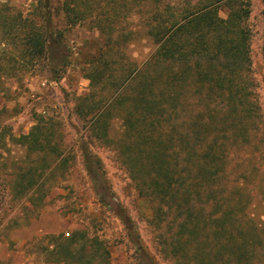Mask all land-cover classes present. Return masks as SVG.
I'll use <instances>...</instances> for the list:
<instances>
[{"label":"trees","instance_id":"trees-1","mask_svg":"<svg viewBox=\"0 0 264 264\" xmlns=\"http://www.w3.org/2000/svg\"><path fill=\"white\" fill-rule=\"evenodd\" d=\"M31 6L25 14L0 1V94L8 79L38 64L47 63L59 80L60 69L72 62L57 34L52 0ZM250 6L249 0L63 3L69 26L89 20L103 36L94 54L77 61L90 89L75 111L90 136L120 143L139 195L153 202L155 218L166 223L168 255L186 264H264V214L257 211L258 203L264 206V137L258 136L251 75ZM134 13L144 19L140 29L124 25ZM140 33L153 49L137 62L130 52ZM116 121L122 127L119 140L110 138ZM57 126L41 116L16 140L28 161L5 180L13 199L28 198L37 209L34 218L73 163ZM2 131L0 125V136ZM82 150L88 172L96 174L86 143ZM101 191V202L127 225L122 206ZM42 239H49L44 247L49 262L111 264L110 250L98 236L75 232Z\"/></svg>","mask_w":264,"mask_h":264},{"label":"rangeland","instance_id":"rangeland-1","mask_svg":"<svg viewBox=\"0 0 264 264\" xmlns=\"http://www.w3.org/2000/svg\"><path fill=\"white\" fill-rule=\"evenodd\" d=\"M0 1L25 14L32 10L31 4L34 2ZM64 1L52 0L58 37L63 39L67 53L72 57V62L60 69L61 78L54 80L50 67L43 62L24 76L8 79L7 90L0 94V125L3 129L0 137L4 140V145L0 144V245L5 244V255L8 257L5 261L7 264H19L25 260L21 256L9 258L10 253L18 254L23 246L29 257L27 264H51L46 261L44 250L49 239L43 240L45 234L30 231L47 210L68 219L65 230L51 234L70 237L79 232L87 237L98 236L110 250L111 264H186L168 255L166 242L170 236L166 235V223L155 218L153 202L139 195L122 161L120 143L106 144L90 136L86 122L75 111L78 98L90 89V81L78 62L96 52L103 42L100 40L103 36L89 20L69 26ZM249 2L251 12L247 26L250 31L251 75L260 114L258 136L264 137V0ZM135 9L143 11L142 7ZM226 11V7H223L221 14L225 16ZM140 14L130 15L124 25L129 22L126 25L128 28L140 29L144 21ZM139 37L132 44L130 57L142 62L153 49V43L142 33ZM41 116L55 119L64 148L72 151L73 163L64 180L45 197L39 216L34 218L37 209L28 198L13 199L5 180H9V175L17 166H24L28 161L25 149L16 140L29 133ZM121 130V123L116 121L110 138L119 140ZM83 143L87 144L95 157L96 174L89 173L85 165ZM102 188L108 191L107 201L122 206L130 220L127 225L108 205L101 202ZM257 205V211L264 214L263 204ZM67 232L71 235L67 236ZM144 253L153 261L146 258Z\"/></svg>","mask_w":264,"mask_h":264},{"label":"crops","instance_id":"crops-1","mask_svg":"<svg viewBox=\"0 0 264 264\" xmlns=\"http://www.w3.org/2000/svg\"><path fill=\"white\" fill-rule=\"evenodd\" d=\"M67 222H68V219L67 218L64 219L59 213H52V212L46 210L40 215V220L38 221V223L33 225V227L30 229V231L32 230L34 233H42L45 235L51 234V233H56V232L65 230L66 226H67ZM66 234H67V236L71 235L70 232H67ZM22 240L25 241V239H22ZM22 240H20V241L18 240V241L21 242ZM19 247H21V246H19ZM18 252H19L18 254H14L13 252L10 253L9 258H12L14 256H21L25 260H22L19 264H27L29 257L26 256V253L24 251L23 246L20 249V251H18ZM5 258L8 259V257H6V255H5V244H2V245H0V264H7L8 263L7 261H5ZM47 262H49V261H47ZM49 263H51V264H62V263H55V262H49ZM29 264H31V263H29Z\"/></svg>","mask_w":264,"mask_h":264}]
</instances>
